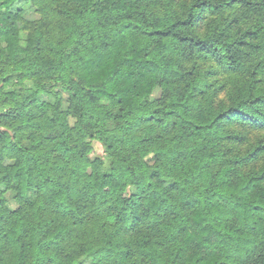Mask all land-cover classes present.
<instances>
[{
    "label": "trees",
    "instance_id": "trees-1",
    "mask_svg": "<svg viewBox=\"0 0 264 264\" xmlns=\"http://www.w3.org/2000/svg\"><path fill=\"white\" fill-rule=\"evenodd\" d=\"M0 264H264V0H0Z\"/></svg>",
    "mask_w": 264,
    "mask_h": 264
},
{
    "label": "rangeland",
    "instance_id": "rangeland-1",
    "mask_svg": "<svg viewBox=\"0 0 264 264\" xmlns=\"http://www.w3.org/2000/svg\"><path fill=\"white\" fill-rule=\"evenodd\" d=\"M133 107H134L136 110H138V111L141 110V106H140V103H139L138 100L135 101V102L133 103ZM27 134H28L27 130H23V131H20V132L17 134V137H18V138H22V137H24V136L27 135ZM99 150H100V148H99ZM251 239H252V237L249 236V235H245V236L241 239V241H240V247H241V249H242L243 251H247V250H249L250 245H251V244H250Z\"/></svg>",
    "mask_w": 264,
    "mask_h": 264
}]
</instances>
